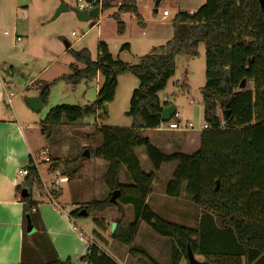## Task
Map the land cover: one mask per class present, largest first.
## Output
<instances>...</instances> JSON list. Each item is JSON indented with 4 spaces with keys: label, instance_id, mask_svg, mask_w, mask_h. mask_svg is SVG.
<instances>
[{
    "label": "trees",
    "instance_id": "obj_1",
    "mask_svg": "<svg viewBox=\"0 0 264 264\" xmlns=\"http://www.w3.org/2000/svg\"><path fill=\"white\" fill-rule=\"evenodd\" d=\"M118 1L121 4L112 16L117 21L118 33L122 34L126 25L121 20V13L136 14L140 24L142 18L136 0H102V11L110 9ZM173 29L172 39L152 48L137 64L115 59L104 42L99 45L97 60H93L86 49H70V54L83 67L76 68L62 79L78 84L82 80H93L100 73L104 81L94 103L52 107L41 122L42 133L49 136L51 127L55 125L63 122L74 124L96 113L114 100L118 77L133 74L138 86L132 93L127 113L133 119L132 126L96 130V134L103 136V144L89 149L91 158L109 163L106 185L112 193L120 190V195L116 203L110 201L112 193L106 199L93 200L85 207L89 214L103 212L113 206H118L122 212V205H131L134 222L124 234L116 229L113 238L131 245L137 224L143 220L161 236L176 241L175 264L182 257L188 259V246L194 254L212 256L222 251L213 258L214 264H241L243 256H247L246 264H264V8L260 0H206L193 13L180 10L174 18ZM201 44L206 47L207 71V82L201 93L204 119L210 128L202 131L200 148L195 153H165L144 136L143 131L154 130L160 123L163 107L168 103H162L158 93L174 76L177 58L182 55L197 57ZM126 50H130L129 44L121 47V51ZM243 81L245 84L241 86ZM49 93L50 83H45L39 93L44 104ZM224 111H229V116ZM140 147L146 149L154 172L143 170L135 151ZM80 157L86 159L82 155ZM172 162H178V166L173 179L166 185V194L180 197L185 187L187 196L203 209L202 217L206 223L223 232L218 234L223 241L221 244L209 246L211 244L207 240L198 237L197 229L166 221L146 204L152 192L155 172L163 164ZM125 167L132 183L123 185L120 176ZM55 169L56 165L50 167V170ZM35 182L42 184L37 168L31 165L26 177V196L21 198L25 230L27 216L34 227H39L32 197ZM81 209L72 211L71 216L81 217ZM118 223L121 224L120 221ZM45 233L44 228H39L33 235L45 240L37 243L41 248L39 259L26 255L24 249V259L20 264H73L71 258H59ZM96 235L93 233V240L99 241ZM258 256L260 258L255 262ZM217 259L220 261L216 262ZM81 263L118 264L92 241Z\"/></svg>",
    "mask_w": 264,
    "mask_h": 264
},
{
    "label": "rangeland",
    "instance_id": "obj_2",
    "mask_svg": "<svg viewBox=\"0 0 264 264\" xmlns=\"http://www.w3.org/2000/svg\"><path fill=\"white\" fill-rule=\"evenodd\" d=\"M69 3L71 7L76 6V0H64ZM201 0H162L158 11L155 12V0L149 2V0H138L139 9L143 17L145 25L139 23L137 15L134 13H128L122 20L127 26L125 33H118L117 21L110 16V12L113 9L104 10L101 13V28L103 29L102 40L108 44V47L115 58H119L121 55V47L126 43H131L132 49L125 56L120 58L127 63L137 64L141 56L148 53L152 48L164 45L165 41L157 39L158 32L162 30L172 32L173 21L176 14L180 10H188L192 12L198 9ZM63 3V2H62ZM168 10L170 15L163 21V11ZM56 12V11H55ZM55 14V13H54ZM62 14V15H61ZM56 19L45 20L46 26L55 27L57 30L56 39L58 45L52 44L49 47L51 51L42 53L48 42L39 45L38 48L41 50L42 56L37 59L36 56L28 55L23 52L24 43L26 42V29L19 30L20 34H23L24 40L18 42L17 47L10 51V59L7 65L12 62L17 63V74L20 78H30L36 76L41 72V75L37 84L33 90L39 89L44 86L45 83H50V93L44 106L35 113L37 123L40 129H42V121L50 109L60 104H71L78 106H85L94 103L97 100V81L93 80H82L78 84H73L68 80L62 79L61 76L66 73H71V63L83 67V64L76 62L73 56L69 52L62 53L66 49V42L74 43L77 39L90 28V24L93 21H81L75 14L69 9L61 13ZM74 15V23L69 21L67 15ZM54 16V15H53ZM27 18L23 13H19V25L25 26ZM14 27L13 16L10 21L2 26L0 32H12ZM50 29V28H49ZM39 30L38 32H43ZM73 32L75 34H73ZM8 39L11 40V37ZM98 41L99 31L96 27H93L89 32L78 41L73 48L80 50L87 48L91 54L93 60L97 59L98 56ZM55 42V41H54ZM7 49V52L10 50ZM50 48V49H51ZM206 47L204 44L199 46V55L197 57H188L185 55L177 58V67L175 74L170 80L166 88L158 93L161 102L172 103L180 113L183 122L191 121L195 124V129L188 130V134H192L193 141L190 147L182 149L186 154H193L200 148L201 141V128L205 124L204 110L202 102V88L207 82V71H206V58H205ZM57 58L53 63H51ZM51 63V64H50ZM185 72H187L185 74ZM14 80L15 79H11ZM137 78L130 73H127L123 78L120 79L119 85L116 89V95L112 102L105 105L106 110L102 107L96 111V113L87 115L83 119L77 121L74 124L63 122L59 125L51 127L49 136L43 134L41 130H38L37 137L40 143L35 145V151L38 153L37 162L41 170L43 179L48 183V191L52 192L55 196L59 191L61 194L55 197V201L60 205L67 208L68 211H74L77 208L86 209L93 200H103L111 195L112 191L107 187L105 178L108 173L109 166H106V161H98L97 158H86L80 157L85 149H95L103 144V136L96 134V130L102 127H118V128H130L133 123L132 117L128 116L127 113L130 110V100L134 88L138 86ZM26 85H19V88ZM100 86V85H99ZM18 89L15 88V92ZM29 91L20 95L15 104H23L25 94ZM220 115L222 111L219 110ZM48 133V131H47ZM174 133V135L182 134L180 131H155L150 130L143 132L144 136L150 138L152 143L159 145L157 138ZM200 137L199 142L195 143V138ZM175 145L183 146L182 143L175 138ZM51 145H56V150H50ZM138 154L141 156V166L144 171H153L154 168L149 161L146 149L140 147L136 149ZM176 149L166 150V152L174 153ZM46 152L49 156V160L45 161V156L42 152ZM137 154V155H138ZM56 165V171H51L50 167ZM109 165V163H108ZM178 162L165 163L161 170L155 172L154 181V197L151 201L154 210L158 214H164L166 218L171 222L180 223L186 226L196 225L194 228L198 231V237L200 239L207 240L211 245L216 246L218 243H222L220 236L215 233L214 229L206 223V219L199 215L198 207L194 202L187 196L185 187L182 189V196L179 200L175 197L166 196L167 201H176L175 203L163 206V211H160L154 204V198L156 195L161 193L162 187L165 185V178L170 173L175 172L177 169ZM108 167V168H107ZM176 167V168H175ZM175 168V169H174ZM173 170V171H172ZM51 171V172H50ZM67 176V183H60V177ZM69 181V182H68ZM120 182L125 185L132 183L127 167H125L120 176ZM43 185L41 184V187ZM43 188V187H42ZM41 189L35 185L33 187V196L41 198ZM119 198V197H118ZM171 210H170V208ZM174 207V208H173ZM122 212L119 211L118 206L108 208V213H112V217H117L119 214L125 216L122 220L124 223L134 222V209L132 206H121ZM102 212V211H101ZM100 211L92 212L88 216H81L76 218L78 223L77 227H81L86 231V236L90 239L93 233H101L100 228L97 225V220L105 222V217L102 216ZM204 213V212H201ZM162 216V215H161ZM143 221V220H142ZM144 222V221H143ZM144 227H148L144 222ZM149 229V228H148ZM151 229V228H150ZM110 228V232H111ZM40 243L45 240L40 238ZM98 246V240H91ZM220 241V242H219ZM28 244L25 248L26 255H32L31 257L39 259L40 245ZM100 247V246H99ZM196 258L199 261L204 262L201 258ZM220 260L217 259L216 262ZM187 259H183L180 264H186Z\"/></svg>",
    "mask_w": 264,
    "mask_h": 264
},
{
    "label": "crops",
    "instance_id": "obj_3",
    "mask_svg": "<svg viewBox=\"0 0 264 264\" xmlns=\"http://www.w3.org/2000/svg\"><path fill=\"white\" fill-rule=\"evenodd\" d=\"M151 1L154 0H149V2ZM205 1L206 0H201V4H199L198 8L203 5ZM62 2L65 3L69 8L71 7L70 4L64 2V0H0V29L2 28L4 23L6 24L8 21H10L11 16H13L14 21L12 32H8V34H2L0 32V264H20L22 259H24V249L28 244V240H30L29 244L32 245H36L39 242L40 236H37L35 238L33 237L34 233L39 228L45 229V234L49 242L54 247V250L56 251L59 258L62 260L80 256L84 248L88 245V243L80 238V236L83 234L84 237L88 239V237L86 236L87 233L81 227H77L78 223L76 221V218H73L71 216L72 211H68L66 207L60 206L55 201V197L59 196L61 194V191L57 193L58 195L55 194V196L52 195V192H50V190L48 191V183L43 179L41 170L37 162L38 153L34 150V147L36 144L40 143L39 138L37 137V132L38 130H41L42 132V129H40L37 123V115H35L37 111L31 109V107L26 103V99L32 96H37L40 98V90H33V88L37 84L39 80L37 78L41 75V72L36 76H31L28 79L25 77L20 78L17 74V63L12 62L10 65H7L8 60L10 59L9 52L17 47L18 42H22L24 40L25 36L19 33L20 28L21 30L26 29L25 34L27 40L24 43L23 52L27 53L28 55L36 56V58L39 59L42 56V53H44L45 51L47 53L48 51L52 50V44H54V46L58 45V41L56 39V37H58L56 28L46 26L45 20L51 19L53 17L55 11L58 9L59 5ZM136 3L140 12L138 0H136ZM120 4L121 2L119 1L112 4L110 9L113 10L110 12V16L117 13ZM194 11H196V9ZM20 12L23 13V15H25L27 18V22L24 27L19 25ZM188 12L193 13L192 10ZM101 13L102 8L100 9L97 18H89L87 20L88 22L94 20V22L90 24V28L86 32H84L81 38L77 39L74 43L66 42V44L69 43V46H66V49L62 53H70V49H75L73 48V46L78 41H80L82 37L89 32V30H91L93 27H96L99 31L97 59L99 58V45L102 42L106 43L102 40V38H100L103 35V29L101 28ZM128 13L130 12L121 13V20ZM73 14L67 15L66 18L69 21L73 22V24H76L73 21ZM140 15L142 18L141 23L142 25H145L143 22L142 14L140 13ZM162 19L164 21L166 17L164 18L163 16ZM138 21L140 23L139 19ZM39 30L44 31L38 32ZM126 30L127 26L125 28V31ZM173 34L174 29H172V32L171 30H162L158 32L157 39H161L162 41L166 40L167 42L168 40L172 39ZM9 37H11V40L8 39ZM18 38H20V40H18ZM43 42L48 43L44 49L42 48L41 53V50L38 48V46L44 44ZM49 42L51 47H49ZM126 44L130 45V50H120L122 53L121 55H119V58H115V56L113 55L115 59L122 60L120 57L125 56L129 51H131V43ZM10 45L11 48L7 52V49L10 47ZM83 49L88 50L87 48ZM56 59L57 58H55L51 63H53ZM70 66L72 72L63 74L62 76L72 74L76 68H80V66L75 65L74 63H71ZM186 73L187 72H185V74ZM125 75L126 74H122L118 77V85L120 79ZM11 79H15V81ZM94 79L97 81V84L100 85L97 86L98 98V92L103 84L104 77L100 73H98L96 78ZM25 81L26 85L19 88V85L24 84ZM15 88L18 89L17 92H15ZM27 91L29 92L24 96V103L22 105L15 104L19 96L23 95ZM11 93H14V96L12 97V101L8 102V99L11 98ZM162 103H168L164 106L173 105L170 102ZM154 130L156 131V129ZM180 132L182 134L174 135V133H170L168 135L157 138L156 140L160 146L154 143L153 144L165 153H168L166 152V150L172 149H176L174 153H185L182 149L190 147L193 144L192 141L194 136H192V134H188L187 131ZM175 138H177L183 146L175 145ZM199 139L200 137H196L194 139L195 143H198ZM50 150L55 151L56 145H51ZM135 151L138 154L137 150ZM41 154L45 156V161L47 157L49 158L46 152L43 151ZM138 157L141 162V156L139 154ZM34 158L37 162V170L39 172L43 188L41 187V185H38L35 182L34 186L37 185L41 189V198L32 196L33 203L35 204L34 210H36L39 219V227H35V231L32 234H29L28 232L26 233L27 227L25 230L24 226V202L21 199L22 197H24L23 193L27 191V188L25 187L27 176L21 175L20 170L29 168L31 167V165L33 166ZM97 160L102 162L105 161L100 158H97ZM106 166H109L108 163H106ZM161 168H163V165L161 166ZM56 170L57 169L51 171ZM146 172L151 173L153 171ZM170 175V178H168L169 176L165 178V185L161 189V192L164 193V196H161V193H159L156 195V198H154L153 205L158 207L160 211H163L162 209L164 205L170 206V204L176 202L175 200L167 201L166 198V196H168L166 194V185L173 179L174 172H171ZM67 180V176L60 177V183H67ZM154 188L155 185L153 183L152 192L148 195L146 204H148L159 217L171 222V220L166 218L164 214H161V216L156 212V210H154V206H152L151 204V201L155 195ZM180 197L175 198L176 200H179ZM124 206L129 207L131 205L126 204ZM197 207L199 208V215L202 214L203 216V213H201L203 212V209L198 205ZM108 210L109 209L101 212L102 216H106L109 214L107 217H105V222L103 223V221H100L98 225L101 233H96L95 231V234H97L96 236L99 239L98 243L100 248L108 256L114 259L118 264H175L173 255L176 241L172 238L161 236L160 234L155 232L149 225H147L148 227H144V222L142 220H139L137 224L136 232L131 245H126L121 240L114 239L112 236V231L110 232V228L112 227V224L114 222L117 223L116 229H119V232L123 234L127 232L128 226L131 223H124L122 219L125 216H123L121 213L115 218L112 217V213H108ZM118 221H120L121 224H119ZM175 224L182 225L180 223ZM195 226L196 225L194 224L193 226L187 227L194 228ZM214 231L216 234L223 233L221 231H217V229ZM220 253L223 252L217 251L216 255H219ZM216 255L209 256L205 254H195V256L201 258L205 263L208 264L215 263L213 258L216 257ZM246 257L247 256H243V258H241V264H246ZM184 258L185 257H182L180 262ZM259 258L260 257L258 256V258L255 259V262L258 261ZM25 259L28 260L27 258ZM180 262L178 264H180ZM186 264H188V259Z\"/></svg>",
    "mask_w": 264,
    "mask_h": 264
},
{
    "label": "water",
    "instance_id": "obj_4",
    "mask_svg": "<svg viewBox=\"0 0 264 264\" xmlns=\"http://www.w3.org/2000/svg\"><path fill=\"white\" fill-rule=\"evenodd\" d=\"M161 1L162 0H155V12L158 11V7H159ZM260 2L262 5V8H264V0H260ZM68 8L69 7L65 3H61L59 5L58 9L56 10L52 20L56 19L61 13L67 11ZM69 9L81 21H87L89 18H97L99 11H100V9L98 7H95L94 9H92L90 11H83V10L78 9L77 7H70ZM66 46L68 47L69 43H67ZM244 84H245V81H243L241 86H244ZM26 103L34 111H39L44 106V103L42 102V100L37 96L28 97L26 99ZM103 108L106 110L105 106H103ZM176 111H177V108L174 105L164 106L162 113H161V120L162 121H169L173 117L174 113H176ZM224 112H225L226 116H229V114H230L229 111H224ZM82 156L85 158H90L91 157L90 151L88 149H85V151L82 153ZM216 184H217L216 190H218L219 181H217ZM26 192L27 191H25V193H23V196H26ZM119 195H120V190L113 191V193L110 197V201L112 203H116ZM88 214H89V212L87 211V209H81L79 211L80 216H87ZM116 228H117V223L114 222L112 224V227H111L112 233L115 232ZM34 231H35V227L32 224L31 218L29 216H27V232L29 234H32ZM88 251H89V245H87L84 248V250L82 251L80 256L71 258V262L73 264L80 263L83 260V258L87 255ZM187 258H188V264H206L205 262L199 261L196 258L195 254L193 253L190 246H188V249H187Z\"/></svg>",
    "mask_w": 264,
    "mask_h": 264
},
{
    "label": "built area",
    "instance_id": "obj_5",
    "mask_svg": "<svg viewBox=\"0 0 264 264\" xmlns=\"http://www.w3.org/2000/svg\"><path fill=\"white\" fill-rule=\"evenodd\" d=\"M76 7L83 11H90L94 9L95 7H98L99 9H101L102 0H76ZM168 15H169L168 10L163 11L164 18L167 17ZM5 33L8 34V32H5ZM73 34L75 33L73 32ZM18 40H20V38H18ZM13 96H14V93H11V98L8 99V102L12 101ZM209 128H210L209 125L205 122L201 130L204 131ZM155 129L158 131H188L190 129H195V124L191 121L183 122V120L181 119L180 113L176 111V113H174L173 117L169 121L160 120V123ZM46 160L48 161L49 158L47 157ZM33 166L38 168L35 158L33 160ZM20 174L27 176L29 174V168L21 169ZM80 238L86 243H88V245H89V242L94 239L93 236H91L90 239H86L83 234L80 236ZM78 264H82V263L80 262Z\"/></svg>",
    "mask_w": 264,
    "mask_h": 264
}]
</instances>
